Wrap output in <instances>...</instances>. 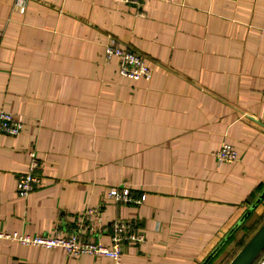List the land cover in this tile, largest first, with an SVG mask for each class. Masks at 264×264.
<instances>
[{
    "label": "crops",
    "instance_id": "crops-1",
    "mask_svg": "<svg viewBox=\"0 0 264 264\" xmlns=\"http://www.w3.org/2000/svg\"><path fill=\"white\" fill-rule=\"evenodd\" d=\"M109 40L151 78L120 76ZM0 109L22 123L0 132V231H72L100 206L108 229L85 238L109 244L116 219L144 233L118 263L2 238L0 264H202L235 226L214 264L264 212L263 195L240 221L264 190V0H0ZM223 143L237 160L217 158ZM29 150L41 182L22 195Z\"/></svg>",
    "mask_w": 264,
    "mask_h": 264
},
{
    "label": "built area",
    "instance_id": "built-area-1",
    "mask_svg": "<svg viewBox=\"0 0 264 264\" xmlns=\"http://www.w3.org/2000/svg\"><path fill=\"white\" fill-rule=\"evenodd\" d=\"M125 3L140 5V0H120ZM106 60L114 59L118 64L120 76L129 79L144 78L149 80L153 73V67L146 62L145 57L137 50L109 40L104 45ZM22 128V123L15 118L12 112L0 109V132L5 135H15ZM216 156L220 160L235 161L238 152L233 145L223 143ZM28 162L26 167L17 174V191L26 195L41 182V175L36 172L39 161L33 150L27 152ZM133 190L125 186H110L105 198L114 202L141 203L144 195H133ZM100 206L88 208L83 212L82 221L72 231H62L55 226L51 234L28 236L16 232L0 231V239H16L22 244L39 245L45 248L60 247L66 256L76 257L80 254L93 256H106L118 263L125 243H140L144 240V233L138 229L136 222L128 219H116L112 222L109 230V244L100 239L85 238V230L96 232L107 231L100 222ZM260 264H264L261 262Z\"/></svg>",
    "mask_w": 264,
    "mask_h": 264
},
{
    "label": "water",
    "instance_id": "water-1",
    "mask_svg": "<svg viewBox=\"0 0 264 264\" xmlns=\"http://www.w3.org/2000/svg\"><path fill=\"white\" fill-rule=\"evenodd\" d=\"M264 195V190L261 192L257 200L248 208L243 217L252 209L257 201H259ZM235 226H233L220 240L217 246L210 252L206 259L202 262L205 264L217 251V249L225 242V240L232 233ZM264 250V219L252 232V234L247 238V240L238 248V250L233 254V256L227 261L226 264H252L260 253Z\"/></svg>",
    "mask_w": 264,
    "mask_h": 264
},
{
    "label": "rangeland",
    "instance_id": "rangeland-1",
    "mask_svg": "<svg viewBox=\"0 0 264 264\" xmlns=\"http://www.w3.org/2000/svg\"><path fill=\"white\" fill-rule=\"evenodd\" d=\"M264 219V212L262 214H258L257 216H253L250 222L244 227L243 231L239 233L238 240L236 239L235 244L227 251L222 257L217 259L214 264H226L227 261L233 256V254L238 250L241 243L249 237V235L253 232V230L260 224V222Z\"/></svg>",
    "mask_w": 264,
    "mask_h": 264
},
{
    "label": "trees",
    "instance_id": "trees-1",
    "mask_svg": "<svg viewBox=\"0 0 264 264\" xmlns=\"http://www.w3.org/2000/svg\"><path fill=\"white\" fill-rule=\"evenodd\" d=\"M255 229H256V228H255ZM251 234H252V233H251ZM251 234H250V235H251ZM250 235H249V236H250ZM247 238H248V237H247ZM246 240H247V239H245V240L241 243V245H242ZM241 245H240V246H241ZM240 246H239V247H240Z\"/></svg>",
    "mask_w": 264,
    "mask_h": 264
}]
</instances>
